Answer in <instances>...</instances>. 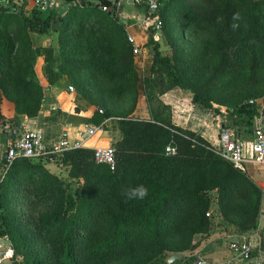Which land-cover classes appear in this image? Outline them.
I'll use <instances>...</instances> for the list:
<instances>
[{
  "label": "trees",
  "instance_id": "16d2710c",
  "mask_svg": "<svg viewBox=\"0 0 264 264\" xmlns=\"http://www.w3.org/2000/svg\"><path fill=\"white\" fill-rule=\"evenodd\" d=\"M97 1L74 0L58 14L36 6L25 11L26 0H0V91L17 114L39 113L44 97L34 77L39 56L49 85L66 76L90 99L83 84L88 73L112 84L116 90L109 97L129 102L116 111L102 97L103 112L91 116L95 124L110 118L118 133L113 170L96 163L86 147L50 159L64 176L45 165L50 157H18L8 166L0 183V235L13 245V264H107L117 251L143 246L149 250L145 264H181L168 262L164 252L193 248L192 236L211 231L212 203L227 230H256L261 188L201 135L176 125L161 96L175 87L188 90L191 102L215 117L224 107L221 124L252 132L258 111L249 101L264 95V0H161L156 14L145 11L152 61L143 77L134 65L126 22L102 9L115 0ZM155 18L161 21L157 37ZM174 24L201 39L192 54L172 32ZM50 29L56 31V46L34 45L31 34ZM139 82L150 118L131 116ZM169 143L175 154H165ZM138 185L148 189L144 199L123 195V189ZM19 194L29 202L47 200L50 207L23 221L14 203ZM184 230L187 240L173 246L171 239Z\"/></svg>",
  "mask_w": 264,
  "mask_h": 264
},
{
  "label": "crops",
  "instance_id": "0c3cea01",
  "mask_svg": "<svg viewBox=\"0 0 264 264\" xmlns=\"http://www.w3.org/2000/svg\"><path fill=\"white\" fill-rule=\"evenodd\" d=\"M145 14L146 12L143 8H137L135 13L129 12L127 15L121 13V18H124L122 21L126 22V31L128 35H131L134 39L133 44L136 45L139 50L143 51L148 48L145 44L148 36ZM141 27H144V32H140ZM53 32L56 33V31ZM53 32L50 29L48 33L42 35H49V33ZM38 35L39 34H31V36ZM54 39L56 45V37ZM134 62L135 64L137 63L136 58ZM63 81L64 79L62 78L54 84L49 85L44 78L42 82H39L43 88L44 97L41 102L39 113L35 117L19 115L14 111L11 103L3 101L0 110V137L6 136L4 138H7L12 135L16 136L22 129L35 125L42 129L46 142L56 139L64 130L68 133L70 138L73 139L77 137L79 129L84 128L87 124H95L91 122V116L93 114L91 108L85 107L83 104L79 106L76 105V103H72L70 97H68V94L61 85ZM161 99L171 106L172 121L176 125L198 133L215 147L219 145V131L221 128L220 122L222 121V115L215 117L211 109L193 104L191 102V93L188 90L178 87L172 88L164 93ZM145 101L146 97L143 84L139 82L138 100L136 108L131 114L132 117L150 118L149 108L146 107L147 101L146 103ZM52 106H56L57 109L53 110ZM256 122L264 127L263 113H261ZM110 126L111 120L108 124V128ZM108 128L105 131H99L96 135L91 137L85 147L94 149L95 147H103L113 143L116 137L112 135L117 132L108 130ZM239 134L244 141V155L248 159L246 162V174L264 193V168L250 160L249 140L251 132L242 130ZM262 219H264V197L262 198L258 228L253 231L244 232L246 235L251 236L252 239H255V241L258 240L259 236H262L264 241V229L261 226ZM256 233H258L259 236L255 235ZM205 253L208 257L207 260L212 263H220L233 257V252L224 242L217 243L216 245L213 243L208 245Z\"/></svg>",
  "mask_w": 264,
  "mask_h": 264
},
{
  "label": "built area",
  "instance_id": "2783aa9c",
  "mask_svg": "<svg viewBox=\"0 0 264 264\" xmlns=\"http://www.w3.org/2000/svg\"><path fill=\"white\" fill-rule=\"evenodd\" d=\"M134 5L136 7L143 6L149 14H156L159 10L161 0H115L110 6H103L102 9L113 10L119 17L122 13L123 2ZM33 6L42 10H48L55 7V0H32ZM122 17V16H121ZM146 17V16H145ZM147 22V19H146ZM153 29L156 37L161 29V21L155 18L153 21ZM128 41L133 44V37L127 36ZM134 55L139 54V48L133 44ZM69 90H73V86H68ZM252 104L257 106L258 114L253 119L252 132L249 140L250 160L258 166L264 168V127L257 123V119L264 112V97L261 99L250 100ZM52 109H57L52 106ZM98 112L102 113L100 108ZM222 120L225 119V110L222 108ZM110 118H106L98 124H87L77 132L76 138H70L64 130L56 139L46 142L45 136L41 128L31 125L21 130L15 138L6 146L1 145L0 152V183L4 177L8 166L18 157L37 159L52 158L53 156L62 155L65 151L83 148L88 140L96 135L99 131H105L110 122ZM244 141L240 134L228 126H223L219 131V145L214 147L216 152L224 159L230 161L233 166L242 172H246L247 158L244 155ZM176 153V147L169 143L165 147V154L172 155ZM93 159L96 163L106 164L110 169L116 166L115 149L113 144L103 147H95L93 149ZM264 197V193H263ZM255 235L259 236L258 233ZM225 240L228 248L233 252V257L226 259L220 263H212L201 256L195 257L189 264H264V248L263 238L258 237L255 242L251 236L246 235L236 229L226 231ZM0 264H13L14 248L6 234L0 235Z\"/></svg>",
  "mask_w": 264,
  "mask_h": 264
},
{
  "label": "rangeland",
  "instance_id": "374dc122",
  "mask_svg": "<svg viewBox=\"0 0 264 264\" xmlns=\"http://www.w3.org/2000/svg\"><path fill=\"white\" fill-rule=\"evenodd\" d=\"M74 0H55V7L53 11H56L58 14L63 13L67 10L69 6L72 5ZM98 2L97 0H92V4ZM33 7V2L32 0H26V5L24 7L25 11L30 10ZM137 8H143V6H134L131 4L126 3L125 1L122 4V13L124 15H127L129 12H134L137 10ZM145 10V9H144ZM140 16V15H138ZM121 17V16H119ZM122 20V19H121ZM175 19H173L174 21ZM143 23V22H142ZM144 25V23H143ZM140 32H144V27H141ZM172 32L177 36L179 41L184 45V47L190 51L189 54H192L194 50H197L201 46V39L197 40L194 39L193 36H191L188 32H183L178 24H174L172 27ZM34 45L37 46H56L55 45V33H49V35H38V36H31ZM148 48L146 50H139V54L135 55L137 63L135 65L136 70L138 71L140 77L147 76L149 74L150 70V65L152 61V50L151 47L147 46ZM34 77L36 81L42 82L44 78L46 79V74L44 72V61L43 57L39 56L36 59L35 65H34ZM84 80L83 84L85 87V92L87 95L90 96V99H87L86 97H83L81 93L77 92V89L73 86V90H69L68 86L71 85L72 83L70 80L66 77L63 76L62 78L64 81L62 82V87L64 91L68 94V97H70V100L72 103H76V105L83 104L85 107L91 108V111L94 113V111L104 108L101 103L102 97H105L108 103L112 106V108L116 111H121L125 110L127 106H129V102L123 101L119 102L115 99V97H109L108 95H111V90L115 88H111L108 82L104 81L100 76H93L90 74H83ZM59 78L58 80L62 79ZM40 84V83H39ZM116 90V89H115ZM264 97V95L262 96ZM260 97L259 99H261ZM3 101H8L6 98L1 94L0 91V110L1 106L3 104ZM147 101V100H146ZM145 101V103H146ZM9 102V101H8ZM11 103V102H9ZM218 106V105H217ZM146 107H148V104L146 103ZM219 107V106H218ZM224 108V107H221ZM148 111V108H147ZM1 112V111H0ZM83 124V123H82ZM108 128V127H107ZM108 130H113L112 124L108 128ZM243 128H241V131ZM2 136V135H1ZM112 136L118 137V134L115 133ZM6 136L0 137V152L2 151L1 144L5 142V140L8 138H4ZM3 138V139H2ZM215 147V146H214ZM48 158L47 160L49 162H44L45 165L48 167V169L53 172V173H60L62 176L66 174V171L61 167L56 165V163L52 162ZM15 205L18 210V214L20 215V218L24 220L28 219L30 214H32V218L34 217L35 219L39 218L40 215L46 211L50 207V203L47 200H35V201H26L24 200L23 196L21 194L17 195L15 198ZM209 216L211 218V221L213 223L212 229L209 233L205 234H198L196 236H192L190 239L191 245H194V247L186 248L181 251L175 252L172 250H167L164 252L165 258L170 259L171 256H175V260H179L180 263H187L191 262L195 257L201 256L203 258H208L206 256V248L210 244H219V243H226L225 240V234L227 228L219 222L222 221V217L217 213V207L215 203H212L209 209ZM28 221V220H26ZM185 221L182 223L184 224ZM261 226L264 229V219L261 220ZM180 237L177 238L176 240L174 238L171 239V244L173 246L175 245H181L184 244V241H186L187 233L184 230V233L182 235L178 234ZM175 241V242H173ZM255 242V239H253ZM2 249V247H0ZM148 248L146 246H143L141 248L135 247L134 250L131 251H117L114 255H112L109 259L107 264H145L144 262L145 257L148 253ZM150 264V262H148Z\"/></svg>",
  "mask_w": 264,
  "mask_h": 264
},
{
  "label": "clouds",
  "instance_id": "9594fccd",
  "mask_svg": "<svg viewBox=\"0 0 264 264\" xmlns=\"http://www.w3.org/2000/svg\"><path fill=\"white\" fill-rule=\"evenodd\" d=\"M238 18L237 16L234 19ZM233 27H237V25H233ZM123 195L126 196L127 199H144L148 195V189L144 185H138L133 188H125L122 190Z\"/></svg>",
  "mask_w": 264,
  "mask_h": 264
},
{
  "label": "water",
  "instance_id": "95a60500",
  "mask_svg": "<svg viewBox=\"0 0 264 264\" xmlns=\"http://www.w3.org/2000/svg\"><path fill=\"white\" fill-rule=\"evenodd\" d=\"M124 18H122V20H123ZM263 114H264V112H263ZM224 126V124H221V127H223ZM1 244V243H0ZM175 260V256H171L170 257V259H168V262H172V261H174Z\"/></svg>",
  "mask_w": 264,
  "mask_h": 264
}]
</instances>
